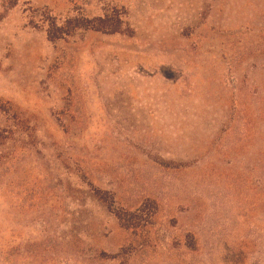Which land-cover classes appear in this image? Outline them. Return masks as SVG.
<instances>
[{
  "label": "rangeland",
  "instance_id": "rangeland-1",
  "mask_svg": "<svg viewBox=\"0 0 264 264\" xmlns=\"http://www.w3.org/2000/svg\"><path fill=\"white\" fill-rule=\"evenodd\" d=\"M0 264H264V0H0Z\"/></svg>",
  "mask_w": 264,
  "mask_h": 264
},
{
  "label": "trees",
  "instance_id": "trees-1",
  "mask_svg": "<svg viewBox=\"0 0 264 264\" xmlns=\"http://www.w3.org/2000/svg\"><path fill=\"white\" fill-rule=\"evenodd\" d=\"M122 24L123 22L121 21V17L117 15H108L93 20L76 17L74 19L67 20L64 24L58 23L56 19H51L49 21L47 31L48 40L52 43H56L60 40H65L71 36H74V34L79 30L95 31L104 34H117L121 33ZM97 195L102 199L104 194L100 191H97ZM104 196H106V194ZM109 210L115 214L123 228L131 229L130 224L134 218L131 216L128 217V215H126V213L121 210L113 209L112 206L109 207Z\"/></svg>",
  "mask_w": 264,
  "mask_h": 264
}]
</instances>
